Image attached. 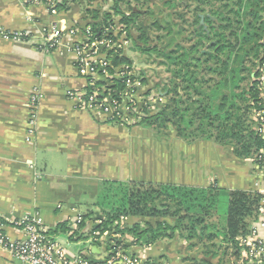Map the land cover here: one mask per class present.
<instances>
[{"label":"crops","instance_id":"crops-1","mask_svg":"<svg viewBox=\"0 0 264 264\" xmlns=\"http://www.w3.org/2000/svg\"><path fill=\"white\" fill-rule=\"evenodd\" d=\"M111 6L112 0H94L90 5L78 0L53 17L43 5L0 0V231L8 243L22 240L24 232L11 222L37 213L74 263L102 264L110 256L111 242H125L124 255L141 262L212 264L201 249L214 242L196 245L176 234L142 247L132 245L128 235L105 232L97 239L92 237L103 220L94 206L103 182L194 188L215 185L249 193L264 189V171L252 161L234 157L231 148L226 152L212 141L187 143L177 138L174 147L180 149L179 156L172 157L167 167L164 156H144L152 142L134 141L136 128L110 123L106 115L79 109L68 98V92L86 87L70 49L75 40L64 36L59 45L50 48L44 45V34L57 22L83 29L92 21L87 9L98 11L101 18L110 13ZM116 20L115 31L119 29ZM82 197L86 198L85 211L79 209ZM143 221L130 217L121 225ZM59 224L66 225L67 232L53 233ZM71 233H75L72 238ZM259 234L264 237V230ZM59 236L64 240L58 241ZM80 240L87 246L66 249L65 244ZM0 264L24 263L0 244Z\"/></svg>","mask_w":264,"mask_h":264},{"label":"trees","instance_id":"trees-1","mask_svg":"<svg viewBox=\"0 0 264 264\" xmlns=\"http://www.w3.org/2000/svg\"><path fill=\"white\" fill-rule=\"evenodd\" d=\"M77 1L59 0L57 8L67 11L68 5ZM83 1L90 5L94 0ZM199 1L207 3L206 0ZM230 1L222 6L223 11L196 13L193 24L197 41L189 47L176 45L174 49L166 50L150 46L138 26L143 12L129 7L126 13L123 7L130 6L127 0H112L110 13H104L101 18H98V11L87 9L86 14L92 21L86 27L91 29L93 38L113 39L117 19V35L124 36L128 42L131 41L130 30L135 29L139 32L137 41L140 45L133 41L132 52L154 56L170 74L172 88L165 85L159 91V97L164 99L162 108L155 115L147 116L145 107L142 109L145 115L138 123L153 126L169 122L175 127L179 139L187 143L212 141L228 146L234 157L252 161L262 169L264 139L253 126H256L254 114L264 109L258 79L260 73L255 72L248 85L245 82L252 73L247 64L255 61L261 66L264 64V18L252 9L253 0ZM154 26L159 28L157 24ZM106 59L110 64L106 67L109 74L117 72L121 77L87 84V93L94 87L104 88L105 94L120 100V93L134 94L136 91L135 87L126 86L127 81L146 84L141 73L136 76L132 61L123 50L108 51ZM203 84H207L204 90L201 88ZM108 122L125 125L115 117ZM220 199V189L215 185L194 188L103 182L94 203L103 220L93 230L92 237L97 239L105 232L128 235L132 238V245L145 247L159 240H170L178 234L187 241L197 239L212 243L218 239L220 245L240 249L237 239L248 235L251 224L257 220L262 195L228 191L225 220L219 226L209 220L214 215L218 217ZM91 214L84 215L83 219ZM130 217L144 221L122 226L121 221ZM81 226L83 222L79 224ZM65 232L67 227L64 224L53 230V233ZM74 234L71 233L70 238ZM117 247L123 251L128 248L125 242H116L108 252L114 253Z\"/></svg>","mask_w":264,"mask_h":264},{"label":"rangeland","instance_id":"rangeland-1","mask_svg":"<svg viewBox=\"0 0 264 264\" xmlns=\"http://www.w3.org/2000/svg\"><path fill=\"white\" fill-rule=\"evenodd\" d=\"M206 1L207 3H203L199 0H130V6L123 7V10L128 13L129 7H132L142 11L143 15L138 21V26L147 37L148 44L158 47L159 49L172 50L176 45L189 47L196 43L197 39L194 33L195 25L193 24L196 13H201L202 11V14H212L216 10L223 11L222 6L229 2V0ZM234 1L237 0H232L230 3ZM252 9L264 18V0H253ZM155 24H157L159 28H156L154 26ZM168 29L171 30V34L169 35ZM138 36L139 32L135 29H131V41H129L128 45L122 50L125 56H128L132 61L133 71L136 76L141 73L146 80V84L142 85L138 81L135 82L134 87L136 91L131 98L129 97L131 101H134V106H132L131 109H127V106L123 105L121 109L122 115L126 119L123 124L129 126L128 128H136L134 130L138 133L135 131L136 134L133 136V139L138 142V144L141 143L142 140L144 142L146 140L152 142V144H149L144 156L147 155L156 159L163 158L164 156V160H166L164 165L170 167V159L174 156L175 159H177L180 152V149L174 147V141L178 138L175 127L169 122L153 126H146L145 123L140 124L138 122L140 118L145 115L142 113V109L145 107H147V116L155 115L162 108L163 105L161 101L164 99L159 97V91L165 85L168 88H172L169 82L171 76L166 73L165 67L160 64V60L156 59L154 56L148 57L137 52H132L133 41L137 43V45H140L137 41ZM122 38H124V36H118V40ZM247 66L252 73L250 76L248 75V81L245 82L246 85L250 83V79L254 77L255 72L260 73L261 76L258 78L259 80L263 78L264 64L261 66L259 65V61H255L254 64H247ZM206 78L207 77H204V79ZM156 85H158V88H156ZM206 86L207 84H203L201 88L204 90ZM184 98L185 97H183V99ZM253 118L251 117V119ZM253 126L256 128L255 124H253ZM144 135L146 136L144 137ZM224 147L223 151L226 152L227 149L230 148L228 146ZM136 150L139 152L138 155H140V148ZM215 160L214 158V163ZM153 165L156 166V162ZM245 165L249 167L248 163ZM227 192V189H220L221 199L217 210L218 217L216 215L212 216L209 223H215L219 226L221 223H224ZM85 201L86 198L82 197L79 205L81 211L86 210L83 203ZM63 240L64 236H59L58 241ZM193 242L196 243V245L209 243L205 240L199 242L197 239H194ZM77 243L78 244H65V247L67 250L73 251L87 246L84 240L77 241ZM219 243L217 239L213 244L210 243V246L202 247L201 249H204V252L207 253V257L210 256L212 264H244L242 252L238 247L233 248L229 245H220Z\"/></svg>","mask_w":264,"mask_h":264},{"label":"built area","instance_id":"built-area-1","mask_svg":"<svg viewBox=\"0 0 264 264\" xmlns=\"http://www.w3.org/2000/svg\"><path fill=\"white\" fill-rule=\"evenodd\" d=\"M24 2L28 5L45 6L53 17L60 12L57 8L59 0H24ZM64 36L75 40L72 41L70 49L74 55L76 70L79 76L85 79L86 86L87 84L93 85L99 80L106 81L113 77H121V74L117 72L110 75L106 69L107 66H110L106 59L107 52L110 50H122L128 45L127 39L118 40L117 31L113 32V39L107 37L98 39L93 38L89 27L83 29L68 28L63 22H57L44 34V45L53 48L60 44ZM13 38L21 40L20 35H14ZM259 81L261 97L264 102V76ZM134 84L127 81L126 86L128 88L134 87ZM105 93L104 88L94 87L90 93H87L84 89L80 92L70 91L67 96L70 100L76 101L79 109L99 112L106 115L108 119L115 117L125 122L126 119L122 115L121 109L123 105H126L127 109H131L134 106V101L129 99L133 93H120V100L112 97L109 93ZM254 118L256 131L264 139V109L256 111ZM32 119L30 123L33 122ZM30 134L31 132L29 131L27 140H29ZM262 153L264 160V151ZM262 170L264 171V166ZM259 194L262 195V199L259 203L258 218L251 226L249 234L237 239L244 264H264V237L259 234L261 230H264V189ZM77 221H80V217L77 218ZM11 225L21 228L25 237L22 240L8 243L0 231V244L21 259L24 264H86L83 261L74 263L67 258L65 251L58 244L57 238L48 232L37 213L24 215L12 221ZM111 244L113 246L115 243L111 242ZM111 253L109 258L102 264H146V262L126 257L121 247H117L114 253Z\"/></svg>","mask_w":264,"mask_h":264}]
</instances>
